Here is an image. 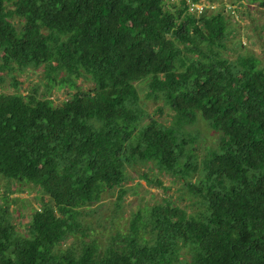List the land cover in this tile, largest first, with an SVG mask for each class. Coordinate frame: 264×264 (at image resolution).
I'll return each mask as SVG.
<instances>
[{
    "label": "trees",
    "instance_id": "1",
    "mask_svg": "<svg viewBox=\"0 0 264 264\" xmlns=\"http://www.w3.org/2000/svg\"><path fill=\"white\" fill-rule=\"evenodd\" d=\"M224 5L0 0V82L42 67L67 89L59 104L35 88L0 93V175L42 193L23 233L0 207V264H264V69L226 56ZM140 81L170 121L144 108ZM198 116L220 134L202 153L187 129ZM134 164L179 177L192 207L165 198L105 247L62 248L79 209L124 195Z\"/></svg>",
    "mask_w": 264,
    "mask_h": 264
},
{
    "label": "rangeland",
    "instance_id": "2",
    "mask_svg": "<svg viewBox=\"0 0 264 264\" xmlns=\"http://www.w3.org/2000/svg\"><path fill=\"white\" fill-rule=\"evenodd\" d=\"M262 1L264 0H222V3L225 4L223 11L228 19L229 30L226 39L228 48L226 56L233 59L238 53L253 54L264 69V3ZM230 5L234 9L231 12L227 11ZM169 7L172 8L170 4ZM135 84L144 108L152 114L158 107H162L160 120L170 121L172 111L162 100H153L147 96L146 82L140 81ZM91 85L90 81L83 82L85 87ZM33 88L39 98H51L56 104L67 97V89L49 83V78L44 75L42 67L26 68L23 71L5 74L4 80L0 82V93L27 94L33 91ZM187 129L193 137H196L194 145L200 153L206 147L215 146L220 137V134L199 116L194 124L187 126ZM151 167L150 164L126 166V180L121 186L126 189L124 195L118 199L119 187L107 189L102 193L99 201L79 209L80 230L69 235L62 248L73 245L80 249L82 243L93 239L101 247H105L118 233L124 234L129 231L135 215H142L148 207L162 203L165 198L188 209L191 208L190 196L181 189V179ZM159 180L162 186L157 185ZM40 197L42 193L38 188L8 180L0 175V207L5 204L9 206L12 223L19 232H25L32 210L40 206Z\"/></svg>",
    "mask_w": 264,
    "mask_h": 264
},
{
    "label": "built area",
    "instance_id": "3",
    "mask_svg": "<svg viewBox=\"0 0 264 264\" xmlns=\"http://www.w3.org/2000/svg\"><path fill=\"white\" fill-rule=\"evenodd\" d=\"M188 1L190 2V0H188ZM205 6H207V5H205L203 2H194V3L192 2L189 5V10L192 12L195 11L197 13H200ZM215 7H216V5H211L212 9Z\"/></svg>",
    "mask_w": 264,
    "mask_h": 264
}]
</instances>
